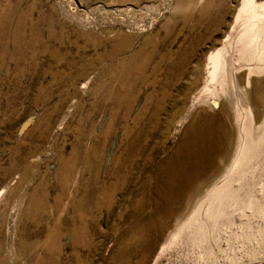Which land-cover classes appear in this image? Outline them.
<instances>
[{"label": "rangeland", "instance_id": "1", "mask_svg": "<svg viewBox=\"0 0 264 264\" xmlns=\"http://www.w3.org/2000/svg\"><path fill=\"white\" fill-rule=\"evenodd\" d=\"M241 1L0 0V264L14 246V264H264V133L232 181L257 204L210 216L242 138L237 95L205 93L203 67ZM201 204L200 232L170 244Z\"/></svg>", "mask_w": 264, "mask_h": 264}, {"label": "bare ground", "instance_id": "2", "mask_svg": "<svg viewBox=\"0 0 264 264\" xmlns=\"http://www.w3.org/2000/svg\"><path fill=\"white\" fill-rule=\"evenodd\" d=\"M231 29H232V31H230V33L227 35V37H225L224 40H222V43L218 44L217 46L213 47V49L210 50V52L208 53L207 58H206V64L203 67V69L205 68L204 69V71H205L204 74H206L205 84H207L205 86V89H204L205 93L209 94L210 92H213V94H212L213 96L215 95V97H220L222 100L225 99L227 102H229V95H230V97H231V95L233 93H235L237 95V98H238L237 106H238V110H239V115L236 118V122L240 126V129H241L240 133H241V138H242V140H241V142L239 144V147H238V154L236 155V159L233 161L232 166H231L232 167L231 171H233V172L237 171V173H235V175L233 176V178L231 180L229 179L226 183H224L221 186V188L217 187V189H215L213 191L214 194L212 195V198L216 199V200L212 199L213 210L211 211V215H210L211 216V221L213 222V224L215 222H218L217 215H219V214L223 215V218H226V217L229 218V220L227 219V221L231 220V216L230 215H232V214H230V213H232V211H230L229 214L227 213L228 210L225 212L226 204L228 203V201H235V200H238V199L241 198V202H240L239 207H242V208L244 206H247V205H250V206L253 207L254 205H252V204H254V203H255V205L257 204V202H258L257 199H258L259 195L257 196L255 194L256 191H254V189H253V187L255 186L253 184L256 183V182L253 183L254 180L253 181L251 180L252 183H251V185L249 187H244V188L241 187V186L237 187V188L234 187V185H232V181L235 179V176L238 175V177H240V175H239L240 174V168L246 162L249 163L251 161V158L255 154L257 155L258 152H260L262 150V147L264 149V145L260 148V146H261L260 140H261V136L263 135L264 132H262V133L259 132V130L261 128L257 127V113H256V110L254 109V106L250 102V99L247 97V98H245V100H243V96H242V95H244V96L245 95H249V90L252 87L251 86V81H252L253 76L257 75L256 77H258V76L264 74V2L263 1L259 2L258 0H242L241 4H240V8L238 9V13L236 15V18L234 20L233 27ZM121 32H123V31H121ZM119 36H120V34H119ZM123 36H125V34ZM123 36L121 34V37H123ZM130 37H129V39L124 37V39L126 38L128 43H129L128 40H131V43H132L133 39H130ZM120 42H123V41H120ZM120 42H119V44H120ZM122 46H124V45H122ZM118 47H117V52H118ZM123 48H125V47H123ZM119 49L120 50L122 49L121 46H120ZM119 52H121V51H119ZM126 60H125V63L128 62V61L126 62ZM120 62L121 61L119 60V63ZM121 64H122V62H121ZM91 70H93V69H91ZM242 71L245 72L246 76H247L246 77V81H244L245 85L243 84L244 85L243 88L240 85V74L243 73ZM84 72H85V70H84ZM98 73H99V71H98ZM94 74H95L94 71L93 72L89 71L88 74H84L83 75L84 80L81 81L83 83V85L81 87H79L81 91L87 92L88 90H90L92 88L94 89V86L92 87V83L95 82ZM104 74H105V71H104ZM56 76H58V74H56ZM107 77L108 76H106V78ZM95 79H96V77H95ZM211 84H215L217 88H214V86H210ZM104 85H106V84H104ZM99 86H97V87L100 89ZM94 92H95V90H94ZM201 93H202V91H201ZM224 93L226 95H223ZM202 95L203 94H201L199 97L197 96L196 98H194L192 106H194V105H196V103L198 104V102H200L199 100H200V97ZM66 117L64 116V119H66ZM257 144H258V147H259L258 149H257ZM61 161L63 162V160H61ZM67 162H70V161H67ZM64 163H66V162H64ZM70 165H71V163H70ZM70 165H68L69 168L72 167V165L71 166ZM62 167H63V165H62ZM62 167H61V169H62ZM54 168L56 169L57 167H54ZM54 168H52V169H54ZM259 169H260V171H263V175H264V163L261 165V167H259ZM58 170H60V169H58ZM58 173H61V172H58ZM78 173H80V171ZM61 175H64L63 180L68 182V184H69L68 180H70V178H71L70 173H68V172H66L65 174L61 173ZM75 175H73V176H75ZM58 177H59L58 175H57V177L55 176V178H58ZM77 177H79V176H77ZM259 177H260V174H259ZM60 178H62V177H60ZM60 178H58V179L61 181L62 179H60ZM58 179H57V182H58ZM63 180H62V182L64 183ZM238 181H239V179H238ZM73 182H74V180H73ZM73 182L71 184L75 185V182L74 183ZM61 186H62V184H61ZM2 191H5V189L3 188L2 190H0V193ZM4 193L5 192L1 193L0 197L3 196L2 194H4ZM262 194L264 196V193H262ZM105 195H106V193H105ZM100 196L102 198V195H100ZM110 197H112V196H110ZM262 198H264V197H261L262 202H264V199H262ZM68 200L70 201V199H68ZM101 201H102V199H101ZM220 202H222V205H221ZM17 204L19 205V203L16 202V205H15V207L13 209V211H14L13 214H16V216L19 215L20 212H21V211H19V213L17 214V212H18L17 209L20 208ZM201 205L194 212L193 216L190 219H188V221L186 222V225H183V226H180V227L177 228V230L175 231L174 235L171 237L170 244L182 242V239L185 238L184 236H185L186 233L187 234L189 233L188 235H190V236L188 237L189 238L188 241H190L191 239L194 238L196 233L200 232L199 230H198V232L192 231V228L195 229L196 227H200L198 225V221H199V218H201V216H202V214L204 212V209H205V205H202V206ZM230 209H232V208H230ZM243 209H241V211H243ZM258 209H259V207L257 208V210ZM233 214H235V213H233ZM228 215L230 217H228ZM227 221L226 222L223 221L224 224L227 223ZM230 222H228V223L230 224ZM233 224H231V225H233ZM191 225H194V226H191ZM207 229H208L207 227L205 228V230L203 229V231L201 232L200 237L201 236L203 237L205 235V232H207ZM247 229L249 230V227ZM250 230H252V229H250ZM242 232H244V231H242ZM249 236H250V233H249ZM13 248L12 249L10 248L11 251L9 253V258H10V263L11 264H14L13 255H14V251L15 250ZM16 255H17V253H16ZM14 257H15V255H14Z\"/></svg>", "mask_w": 264, "mask_h": 264}]
</instances>
